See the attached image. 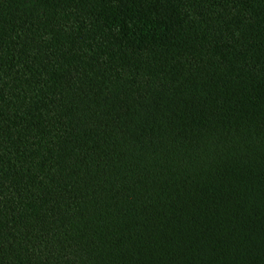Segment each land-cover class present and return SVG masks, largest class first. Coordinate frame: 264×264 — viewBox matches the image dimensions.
Returning a JSON list of instances; mask_svg holds the SVG:
<instances>
[{
    "label": "trees",
    "instance_id": "1",
    "mask_svg": "<svg viewBox=\"0 0 264 264\" xmlns=\"http://www.w3.org/2000/svg\"><path fill=\"white\" fill-rule=\"evenodd\" d=\"M0 264H264V0H0Z\"/></svg>",
    "mask_w": 264,
    "mask_h": 264
}]
</instances>
